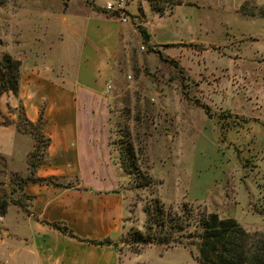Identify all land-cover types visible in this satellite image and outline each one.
<instances>
[{
  "label": "crops",
  "instance_id": "0c3cea01",
  "mask_svg": "<svg viewBox=\"0 0 264 264\" xmlns=\"http://www.w3.org/2000/svg\"><path fill=\"white\" fill-rule=\"evenodd\" d=\"M133 1L139 3L138 13L132 12V1L126 0L127 22L107 13L105 7L66 3L59 20L69 31L66 36L53 26L40 24L39 19L49 15L34 19V10L24 9L25 22L18 13L4 20L9 23L6 31L16 34L10 40L15 52L5 54L18 60L20 69L17 95L0 96V156L9 172L21 179L28 177L27 157L35 141L30 134L19 132L16 122L21 112L35 124L42 112L41 132L47 142L32 177L57 178L69 185H17L23 210L12 205L18 210L12 220L3 222L9 207L1 217L0 264H129L125 250L119 251L126 233V199L120 189L123 178L109 146V105L113 99L109 92L116 86L107 81L104 84V79L125 64L129 35L143 39L138 31L142 28L148 36L146 42H151L152 50L158 53L155 27H163L151 22L152 15L163 16L142 6L145 1ZM244 2L245 6H224L221 0V6L203 8L217 15L221 27L229 26L226 17L233 14L249 17L250 25L257 27L264 17V1ZM228 20L232 21L231 17ZM22 22L26 23L24 28ZM214 23L210 17H199L189 27H197L194 31L206 37ZM257 33L244 39V46L251 45L246 46V56L235 41L214 45L196 41L188 46L180 41L171 47L184 51L174 48L165 53L168 63L185 76L186 85L192 89L190 102L207 115L211 108L227 118V132L241 150L252 148L254 136L264 138L260 131V124H264V85L257 84L258 76H264V53L263 48L259 51L262 44L258 47ZM232 45H237L233 54L232 49L229 51ZM109 59L114 60L111 66ZM243 91H249L248 95ZM248 104L247 110L257 105L259 109L256 114L250 110L251 118L243 109ZM19 155L21 166L12 167V160ZM53 224L66 227L71 235L56 230ZM104 239L110 244L89 243Z\"/></svg>",
  "mask_w": 264,
  "mask_h": 264
},
{
  "label": "rangeland",
  "instance_id": "374dc122",
  "mask_svg": "<svg viewBox=\"0 0 264 264\" xmlns=\"http://www.w3.org/2000/svg\"><path fill=\"white\" fill-rule=\"evenodd\" d=\"M113 1L89 0L85 3L84 0H0V56L5 52L10 55L15 52V46L10 40L16 34L10 29L7 32L9 23H4L10 14L15 17L18 13L20 21L24 22L28 20L23 18L24 9L34 10V19L37 15H49L39 19L40 24L51 29L53 26L61 35L66 36L69 31L59 21L64 15L62 9L66 3L68 6L104 8L108 2ZM186 1L188 3L180 5L185 7L174 8L171 14H165L162 18L152 15V23L163 25L155 27L158 53L152 50L151 42L144 41L140 35H129V42L126 44L129 56L125 64L104 79V84L107 81L110 86H116V89L109 92L113 93L108 120L109 146L113 160L117 161L118 158L115 143L121 140L122 130L125 129L136 153L138 168L151 180L147 187L136 188L133 179H129L121 171L123 181L120 189L124 193L127 210L124 219L126 232L129 229L144 230L143 207L150 200L158 199L174 210L186 202L192 204L196 211L214 213L221 219L231 218L244 231L253 235L254 239L264 238V138L254 136L252 148H237L227 132L230 127V123L225 122L227 118L224 119L211 108L208 118L200 107H195L190 102L192 89L186 85L185 76L182 77L168 63L165 54H170L174 48L184 51L182 47H171V43L180 41L187 46L196 41L206 45L235 41L246 56L249 52L246 48L251 45L247 43V47L244 46V39L248 35H255V31H258L256 35L260 41L258 47L262 44L259 51L261 53L263 48L264 53V17L255 27L250 25L249 17L233 14L230 15L232 21L228 20L230 17H226L229 26L221 27L217 15L210 14V10L203 8L221 6L218 3L221 0ZM244 1L246 0H222L224 6H245ZM138 4L131 2L132 12L138 13ZM141 5L149 6L147 2H141ZM199 17H210L215 22L216 26L211 28L206 37L203 33L198 35L197 29L194 31L197 27H189ZM130 20L128 18L131 23ZM24 22L21 23L22 28L25 27ZM26 34L25 30L23 35ZM253 39L257 40L256 37ZM237 45L229 48V51L232 49V54L236 52ZM113 62L114 60L109 59V66ZM257 84L264 85V76H258ZM242 93L248 95L249 91ZM249 107L250 104L243 109L248 113L245 116L251 118L250 110L255 113L259 109L258 105L247 110ZM260 125L263 126L260 131L264 137V124ZM37 146L34 161L42 159L44 140L39 141ZM32 152L33 150L29 154ZM20 160L19 155L12 160L11 166L20 167ZM16 176L19 174L9 172L5 160H0V196L20 201L21 196L16 190ZM15 212H18L17 208L9 205L8 215L3 222H10ZM189 230L192 231L193 227ZM188 242L190 245L186 248L143 246L138 249L137 254L124 247L123 242L122 249L130 258L127 261L129 264H198L197 251L192 246L196 244V240Z\"/></svg>",
  "mask_w": 264,
  "mask_h": 264
},
{
  "label": "trees",
  "instance_id": "16d2710c",
  "mask_svg": "<svg viewBox=\"0 0 264 264\" xmlns=\"http://www.w3.org/2000/svg\"><path fill=\"white\" fill-rule=\"evenodd\" d=\"M88 3L89 0H84ZM133 1V0H128ZM148 3L151 12L158 16L171 14L172 10L185 3L184 0H135ZM139 33L145 41L148 40L146 32L138 28ZM20 62L8 54L0 56V96L6 93L17 95L19 80ZM44 124L42 112L35 124L30 123L20 112L16 122L17 130L21 133L30 134L35 146L33 152L27 157L29 175L25 179L18 176L16 185L21 182H30L37 184H47L53 187H68L63 181L57 178H34L32 177L35 168L40 164V160L34 161L37 144L44 140V146L47 140L42 135ZM118 152L117 164L121 171L133 179L136 188H145L151 180L148 176L141 173L138 168L137 156L133 149L127 130H122V138L116 142ZM0 160H4L0 156ZM9 205L17 206L23 209L19 200L0 196V217H3ZM145 215L144 230L129 229L122 241L126 248L132 253L137 254L139 248L143 246H161L164 248H173L182 246L188 247L191 239L196 240L192 244L196 248V260L198 264H264V238L254 239L253 235L244 231L233 219H221L214 213H206L202 210H195L192 204L183 202L177 210L172 206H165L160 200L152 199L144 207ZM56 230L61 233L70 232L66 227L53 224ZM193 227L190 231L189 228ZM93 245H108L107 239L100 241H89ZM122 248L119 249V251Z\"/></svg>",
  "mask_w": 264,
  "mask_h": 264
},
{
  "label": "built area",
  "instance_id": "2783aa9c",
  "mask_svg": "<svg viewBox=\"0 0 264 264\" xmlns=\"http://www.w3.org/2000/svg\"><path fill=\"white\" fill-rule=\"evenodd\" d=\"M104 9L107 13L117 17L121 22H127L126 0H114L113 2H108ZM108 88L110 87L108 86Z\"/></svg>",
  "mask_w": 264,
  "mask_h": 264
}]
</instances>
